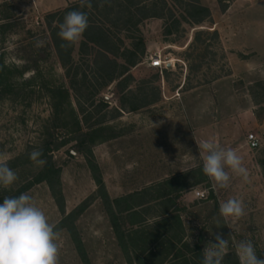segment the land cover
<instances>
[{
	"label": "rangeland",
	"instance_id": "rangeland-1",
	"mask_svg": "<svg viewBox=\"0 0 264 264\" xmlns=\"http://www.w3.org/2000/svg\"><path fill=\"white\" fill-rule=\"evenodd\" d=\"M165 1L172 14L139 27L145 56L130 76L110 81L107 73H99L106 67L100 50L83 47L82 37L67 66L46 40V17L80 0H0V156L18 176L8 189L0 187V203L19 193L33 198L59 232V264H155L156 254L150 257L153 263L140 243L147 236L135 230L157 232L158 254L175 241L173 256H190L181 245L185 241L192 249L199 246L193 252L203 255L215 242L210 233L220 232L229 239L223 264L232 262L235 243L244 239L264 258V0H198L211 14L201 25H194L201 14L192 16L188 7L194 0ZM214 31L217 40L208 33ZM198 32L204 33L202 42L188 50ZM126 36H120L124 47L130 44ZM155 57L167 67L152 68ZM82 133L88 135L111 201L171 176L179 181L180 192L172 193L179 200L170 212L169 199L164 206L150 202L146 194L144 206L137 209L141 227L130 226L125 216L124 229L134 230L139 250L125 251L118 243L87 156L74 149ZM252 134L260 141L256 150L247 145ZM204 140L234 149L248 181L230 172L228 188L214 187L202 174L198 144ZM46 142L65 144L53 152L61 170L59 199L46 182L30 186L44 165L32 162L28 154L42 150ZM200 192L204 198L196 196ZM229 198L244 202L243 217L226 221L220 215L221 203ZM79 207L84 210L75 226L86 260L66 220ZM167 221L173 226L169 240L163 231Z\"/></svg>",
	"mask_w": 264,
	"mask_h": 264
},
{
	"label": "trees",
	"instance_id": "trees-1",
	"mask_svg": "<svg viewBox=\"0 0 264 264\" xmlns=\"http://www.w3.org/2000/svg\"><path fill=\"white\" fill-rule=\"evenodd\" d=\"M156 1H159L160 3L157 4L155 0H92V8L83 9L80 8L79 2L70 5L65 10L49 14L46 17V31L44 34L47 36L46 40H49L51 43L59 61L62 63V65L67 66V64L72 61V54L75 44L68 47H61L64 42L61 41V39L57 36L59 24L63 22V18L67 12L72 10L85 11L89 17V27L81 36L82 46L86 49H91L92 51H96V49L100 50V55H102L101 57L104 63H106V67L100 69L99 73L102 70L105 74L107 73L106 75H108L110 81H115L116 78H120L121 74L130 76V71L138 65L140 57H144L146 54L145 40L141 35H138L140 33L139 27L142 25V23L149 19H161L166 15V12H169L170 15L172 14V12L168 9L165 0ZM188 7L192 12V16H199V14H201V17L196 20L194 25H201L211 17L208 8L200 5L198 0H194V3H190ZM223 10L225 11L226 8ZM174 24L179 25L177 21ZM169 31L170 30L167 29L168 34ZM133 32H136L138 36L133 34ZM124 33L127 34L126 38L130 42L128 47H124V40L122 37L120 38V36ZM208 33H212L211 35L213 36L214 40L219 38L218 33L215 31ZM203 34V32H198L195 36V42H191L187 49L190 50L193 48L194 43L202 42L201 36ZM122 49H124L123 53H121ZM117 58L123 59L126 65L120 67V65L117 63V60H115ZM118 70H120L119 75L117 74ZM163 72L166 74L165 81H167L169 73L167 70H164ZM76 142L77 146H75L74 149L78 153L87 156L88 166L92 172L93 180L95 181L98 190L101 192L102 202L108 213V216L110 217V220L112 221L113 229L121 248L125 251H128L130 247L135 249L134 251H136V249L139 250L137 243L141 241L140 243L142 244L144 250L143 253L148 254L149 258L155 254L156 256L163 257V260H160L159 264H166L164 262V257H167L168 250L165 254H158L157 251H159L161 246H158L159 248L157 250L152 248L154 245L156 246L158 244L157 240L160 238V236L156 234L157 232L154 233V235H151L147 232H144L143 230H135L136 233L141 232L147 236V238L142 237L140 241L135 243V241L132 239L133 235L135 234L134 230L124 229V222L125 216H127L130 220V226L141 227L142 221H140V218H142V216L138 218L139 216L138 213H136V210L144 206V204H141V201L145 198V195L147 194L149 197H152L150 202L161 201L160 203H163L162 205L165 206L168 202V197L172 193L180 191L178 179L175 176H171L163 183L158 184L153 188L128 194L111 201L107 195L106 187L99 167L95 162L94 155L88 146V135L86 133L79 134ZM64 145L65 144L53 147L51 143H44L42 149V158L45 159L47 163L44 165L43 170L35 178V182L30 184V186H33L44 182L48 183L52 196L55 199L61 198L62 192L61 170L56 167L53 152L58 151L59 147H63ZM69 154L71 156L70 152ZM21 192H23V190H21ZM83 210L84 209L82 207L75 209L73 213L66 218V220H68L70 223L68 230L72 236L76 248L86 260V254L75 226V222L80 218ZM166 223L167 222H164V224ZM171 233L172 232L167 233V230L165 231L167 240L170 238V236L168 237L167 235H170ZM155 235L156 237H154ZM161 237L164 236L161 235ZM232 256V262L229 261L227 264H239L236 254H233ZM192 264H202V262Z\"/></svg>",
	"mask_w": 264,
	"mask_h": 264
},
{
	"label": "clouds",
	"instance_id": "clouds-1",
	"mask_svg": "<svg viewBox=\"0 0 264 264\" xmlns=\"http://www.w3.org/2000/svg\"><path fill=\"white\" fill-rule=\"evenodd\" d=\"M92 6V0H80L81 9ZM88 27L89 17L85 11L67 12L57 32L64 42L61 47L75 44ZM40 44L38 41L37 46ZM198 150L202 157V172L214 187L228 188L230 172L248 181L249 173L242 157L234 149L221 148L212 140H204L198 144ZM28 156L39 166L47 163L42 158L41 149L34 148ZM17 179V173L8 166L7 159L0 156V187L8 189ZM219 212L226 221L239 219L245 215V205L241 199L229 198L221 203ZM55 228L27 193L5 196L0 203V264H59V232ZM210 234L215 242H210L211 246L203 249L202 264H223L229 239L220 232ZM235 253L239 264H264V258L257 255L251 240L235 243Z\"/></svg>",
	"mask_w": 264,
	"mask_h": 264
},
{
	"label": "crops",
	"instance_id": "crops-1",
	"mask_svg": "<svg viewBox=\"0 0 264 264\" xmlns=\"http://www.w3.org/2000/svg\"><path fill=\"white\" fill-rule=\"evenodd\" d=\"M66 2V1H65ZM135 68H133L131 71H130V74L131 73H133V70H134ZM250 149V148H249ZM152 188V187H151ZM141 192V191H140ZM178 192H180V191H178ZM177 193V192H176ZM175 194V193H174ZM173 194H171L169 197H168V199H169V201H171L172 203L169 205V212H170V210L173 208V206H175V204L177 203V201L179 200V197H177L176 196V198L174 197V196H172ZM177 195V194H176ZM171 199V200H170ZM136 213H138V211L136 210ZM164 224V223H163ZM159 224H157L156 226H158ZM165 225H167L166 226V228L163 230L164 232L167 230V233H169V232H173V226H171L170 225V223H168V221H167V223L165 224ZM177 245L178 244H176V242L174 241L173 242V244L170 246V249H168V251H167V257L165 258L164 257V262L166 263V264H192V263H200V262H202V259H203V255H198V253H195V252H193V250L194 249H199L200 250V247L199 246H196V248H191L190 247V245L187 243V242H185V241H182L181 242V245H183L184 246V248L185 249H187L189 252H190V256L189 255H186L185 253L184 254H180V255H177V256H173L174 255V252L176 251V247H177ZM154 247H157V249L159 248L157 245L155 246H153L152 248L155 250L156 248H154ZM179 247H181V246H179ZM161 248V247H160ZM197 251V250H196ZM200 252V251H199ZM182 255V258H178V257H180ZM196 255V256H195ZM173 256V257H172ZM152 257H155V255L154 256H152ZM157 258V262L155 263V264H159V261L160 260H163V257H159V256H156ZM177 257V258H176ZM151 261H153V263H154V261H156V260H152L151 258H149Z\"/></svg>",
	"mask_w": 264,
	"mask_h": 264
},
{
	"label": "built area",
	"instance_id": "built-area-1",
	"mask_svg": "<svg viewBox=\"0 0 264 264\" xmlns=\"http://www.w3.org/2000/svg\"><path fill=\"white\" fill-rule=\"evenodd\" d=\"M167 63L162 62L160 57H155L152 61H151V67L154 69H159V68H163V67H167ZM247 145L251 150H256L260 147V141L258 140V138L255 135H250L247 138ZM196 196L199 198H204L205 194L204 193H196Z\"/></svg>",
	"mask_w": 264,
	"mask_h": 264
}]
</instances>
